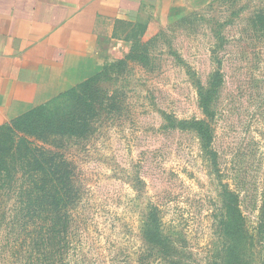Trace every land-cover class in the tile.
<instances>
[{"label": "rangeland", "instance_id": "1", "mask_svg": "<svg viewBox=\"0 0 264 264\" xmlns=\"http://www.w3.org/2000/svg\"><path fill=\"white\" fill-rule=\"evenodd\" d=\"M165 1L98 39L82 127L39 143L40 191L0 188V264H212L236 206L258 251L264 0Z\"/></svg>", "mask_w": 264, "mask_h": 264}, {"label": "crops", "instance_id": "2", "mask_svg": "<svg viewBox=\"0 0 264 264\" xmlns=\"http://www.w3.org/2000/svg\"><path fill=\"white\" fill-rule=\"evenodd\" d=\"M165 0H0V124L100 67L98 39Z\"/></svg>", "mask_w": 264, "mask_h": 264}, {"label": "trees", "instance_id": "3", "mask_svg": "<svg viewBox=\"0 0 264 264\" xmlns=\"http://www.w3.org/2000/svg\"><path fill=\"white\" fill-rule=\"evenodd\" d=\"M96 76L0 125V188L17 181V177L14 179L11 175L14 172L21 173V177L28 175L26 190L40 191L41 184L45 185L41 183L43 175L52 173L55 164L50 162L51 155H46V147L39 143L54 136L77 133L73 127L81 128L85 120L78 115L83 112L79 111L82 98L79 93L88 89ZM86 109L89 111L88 107ZM151 218L146 224L145 235L151 245L165 254L171 241L158 229L155 218ZM221 235L223 245L212 264H264V212L260 218L258 251L246 235L243 214L237 206L224 214Z\"/></svg>", "mask_w": 264, "mask_h": 264}]
</instances>
